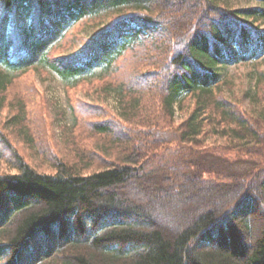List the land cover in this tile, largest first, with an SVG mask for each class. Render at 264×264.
<instances>
[{"label":"trees","instance_id":"trees-1","mask_svg":"<svg viewBox=\"0 0 264 264\" xmlns=\"http://www.w3.org/2000/svg\"><path fill=\"white\" fill-rule=\"evenodd\" d=\"M89 19L81 50L52 55ZM129 53L138 63L125 70ZM263 58L264 0H0V93L43 66L117 101L116 112L72 105L102 116L89 121L100 139L75 162L50 156L54 172L0 131L15 170L0 172V264H264V159L231 173L227 152L206 145L223 138L226 151L264 156V71L251 107L223 93L227 66ZM174 203H187L179 216Z\"/></svg>","mask_w":264,"mask_h":264},{"label":"rangeland","instance_id":"rangeland-1","mask_svg":"<svg viewBox=\"0 0 264 264\" xmlns=\"http://www.w3.org/2000/svg\"><path fill=\"white\" fill-rule=\"evenodd\" d=\"M92 23L90 19L83 20L69 28L66 36L54 44L55 49L52 55L71 54L81 50L93 32L95 26ZM141 55L143 68H149L146 53L142 51ZM126 59L125 70L136 67L138 59L131 53L126 56ZM257 71H264V58L255 62L227 66L224 73L226 82L223 84V93L242 107L247 105L251 107V97L247 96V91L263 93L255 84L254 75ZM100 88L101 84L98 82L81 83L77 86L68 85L58 74L43 66H34L19 72L7 90L0 93L5 97V100L0 102V131L9 136L11 145L33 167L39 171L54 172L49 162L50 156H62L70 163L75 162L80 149L87 150L100 139L92 136L89 121L101 119L102 116L81 112L78 108L74 110L72 105L97 102L102 105L105 112H116V99L110 94H105L104 91L102 93ZM219 95L222 94L219 93ZM20 101L26 108V120L24 125H15L9 118L19 111ZM193 108L192 100L186 101L182 108L177 107L176 124L181 122ZM96 111L101 112L99 108ZM21 126H24V131H20ZM26 128L33 138L32 142L30 135L25 134ZM78 142L83 144H74ZM206 145L216 155H221L218 154L221 149L227 152L223 155L225 162L221 168L225 171L233 170L231 173L252 171L255 164L264 159V156L226 151L229 145L223 138L216 140L209 138L206 140ZM3 148L4 143L0 137V172H14L11 166V153ZM186 206L187 203H174L172 209L166 212L170 214L169 216H179Z\"/></svg>","mask_w":264,"mask_h":264}]
</instances>
